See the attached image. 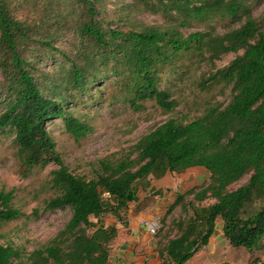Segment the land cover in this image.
<instances>
[{"label":"trees","instance_id":"1","mask_svg":"<svg viewBox=\"0 0 264 264\" xmlns=\"http://www.w3.org/2000/svg\"><path fill=\"white\" fill-rule=\"evenodd\" d=\"M262 3L0 0V135L14 136L17 158L25 167H44L49 162L58 167L50 180L56 195L43 210L71 212L64 229L26 258L10 243H0V264H108V239L87 234L96 225L91 218L97 223L107 213L119 218L130 203L138 202L137 184L149 176L160 179L197 167L207 171L210 182L187 194L215 202L168 241L159 252L160 263L186 264L198 245L207 246L218 217L232 248L252 252L264 241V203L244 216L247 204L264 200V16H253ZM142 14L162 15L173 25H145L137 20ZM214 18L240 26L222 35L213 30L187 35L179 31L192 22ZM230 53L235 58L206 80L231 87L228 104L209 107L186 123L169 119L154 127L134 146V159L128 155L117 163L100 161L99 172L86 180L74 175L55 151L48 123L62 120L65 132L75 140L89 134L90 125L65 107L75 98L82 99L101 79L113 78L125 92L122 102L132 109L153 101L170 113L177 103L160 86L162 71L183 54L207 55L214 62ZM246 175L250 176L245 185L228 191ZM13 199V191H0V230L22 216Z\"/></svg>","mask_w":264,"mask_h":264},{"label":"rangeland","instance_id":"2","mask_svg":"<svg viewBox=\"0 0 264 264\" xmlns=\"http://www.w3.org/2000/svg\"><path fill=\"white\" fill-rule=\"evenodd\" d=\"M109 8L112 9V6L109 5ZM253 16H264V3L254 8ZM137 20L149 26L173 25L162 15L142 14L137 16ZM239 26L228 19L214 18L192 22L187 27H180L179 31L187 35L213 30L222 35ZM235 56L230 53L211 62L207 55L183 54L176 64L166 67L160 74V86L168 89L177 103L170 113L161 110L153 101L142 103L139 110L132 109L122 102L125 92L115 85L113 78L101 79V83L93 85L82 99L75 98L72 104L69 101L65 107L73 116L90 125L92 131L89 134L75 140L65 132L62 120L48 123L47 130L56 144L55 151L74 175L86 180L93 179L99 172L100 161L117 163L128 155L134 159L137 156L132 153L134 146L154 127L169 119L186 123L201 117L209 107H225L228 104L231 87L211 84L206 80L227 66ZM203 82L208 83V87L204 88ZM57 168L53 162L44 167H25L17 158L14 136L0 135V191L14 192L12 205L22 214L17 220L3 225L0 243H10L22 252L23 258L44 248L70 220L68 208L53 212L43 210L44 203L56 195L50 180L51 172ZM249 176L229 186L228 191L245 185ZM209 182L208 175L200 168H191L181 174L168 173L160 179L149 176L137 184V203H130L125 211L120 212L119 218L112 213L101 216L98 223L91 218L96 225L89 228L87 234L108 239V264H127L128 258L124 253H130L129 264H159V252L168 241L180 236L183 229L194 222L195 216L201 214V209L215 202L211 198L200 201L187 194L198 192ZM181 195H184L183 199L167 214L169 207ZM263 203L264 200L256 198L247 204L244 216L252 215ZM35 210L38 211L37 216L33 214ZM144 218L157 223L159 230L155 236L149 235L142 227ZM210 239L212 249L198 245L190 259L195 257L191 264H258L264 260V241L252 252L232 248L223 236L220 217L215 221L214 234Z\"/></svg>","mask_w":264,"mask_h":264},{"label":"built area","instance_id":"3","mask_svg":"<svg viewBox=\"0 0 264 264\" xmlns=\"http://www.w3.org/2000/svg\"><path fill=\"white\" fill-rule=\"evenodd\" d=\"M103 196L108 197V194L105 193ZM142 227H144L146 232L151 236H155L159 230L157 223H155L154 220H148L147 218L142 220Z\"/></svg>","mask_w":264,"mask_h":264},{"label":"crops","instance_id":"4","mask_svg":"<svg viewBox=\"0 0 264 264\" xmlns=\"http://www.w3.org/2000/svg\"><path fill=\"white\" fill-rule=\"evenodd\" d=\"M197 168H199V167H197ZM200 169H203V171L208 175V178H209V174L207 173V171H206L204 168H200ZM212 237H213V236H212ZM212 237H211V238H212ZM211 242H212V239H210V241H209V243L207 244V246H204V247L209 248V249H212V248H211V247H212V243H211ZM121 254H122V253H121ZM124 254H126V257L128 258V259H127V264H129L130 259H131L130 256H129L130 253H124ZM124 256H125V255H124ZM126 257H125V258H126ZM194 258H195V257H194ZM194 258H193L192 260H190L189 262H187L186 264H191L192 261L194 260ZM122 260H123V261H126V259H124V258H122ZM159 264H161V263H159ZM204 264H206V263H204Z\"/></svg>","mask_w":264,"mask_h":264}]
</instances>
